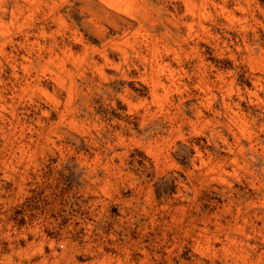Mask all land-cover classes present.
Wrapping results in <instances>:
<instances>
[{"label":"clouds","instance_id":"clouds-1","mask_svg":"<svg viewBox=\"0 0 264 264\" xmlns=\"http://www.w3.org/2000/svg\"><path fill=\"white\" fill-rule=\"evenodd\" d=\"M0 264H264V0H0Z\"/></svg>","mask_w":264,"mask_h":264}]
</instances>
